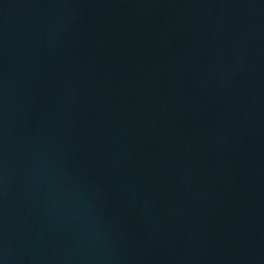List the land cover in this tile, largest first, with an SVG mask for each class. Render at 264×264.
Masks as SVG:
<instances>
[{
    "label": "water",
    "instance_id": "water-1",
    "mask_svg": "<svg viewBox=\"0 0 264 264\" xmlns=\"http://www.w3.org/2000/svg\"><path fill=\"white\" fill-rule=\"evenodd\" d=\"M0 264H219L194 0H0Z\"/></svg>",
    "mask_w": 264,
    "mask_h": 264
}]
</instances>
